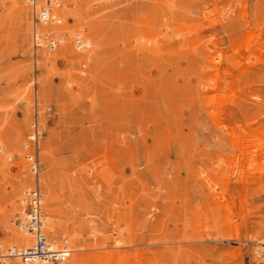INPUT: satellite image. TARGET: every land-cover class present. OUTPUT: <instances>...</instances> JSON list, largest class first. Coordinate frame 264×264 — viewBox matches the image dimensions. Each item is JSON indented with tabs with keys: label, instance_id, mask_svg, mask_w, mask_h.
Wrapping results in <instances>:
<instances>
[{
	"label": "rangeland",
	"instance_id": "rangeland-1",
	"mask_svg": "<svg viewBox=\"0 0 264 264\" xmlns=\"http://www.w3.org/2000/svg\"><path fill=\"white\" fill-rule=\"evenodd\" d=\"M57 1L0 0V247L26 246L36 113L68 256L27 264H264V0Z\"/></svg>",
	"mask_w": 264,
	"mask_h": 264
},
{
	"label": "built area",
	"instance_id": "built-area-1",
	"mask_svg": "<svg viewBox=\"0 0 264 264\" xmlns=\"http://www.w3.org/2000/svg\"><path fill=\"white\" fill-rule=\"evenodd\" d=\"M35 0H29L33 4ZM49 4L50 0H46ZM47 8H39L34 15V23L37 25L45 24L48 21L49 15ZM34 46H40L38 34L33 32ZM52 37L47 38V45L52 49L57 45ZM78 45H82L81 41ZM32 135H27V141L23 144V149L27 151L24 158L27 160L28 168L34 175L33 180L23 187L22 212L25 219L19 220L27 232H29L34 239V244L25 249L6 248L0 247V264H7L5 260L10 257H17L23 263H29L36 259H45L51 261H63L68 256V250L61 248L59 250H52L47 245V237L43 231L42 226V212H41V194L40 186L38 183V174L40 168L39 162V123L35 113L34 119L31 124Z\"/></svg>",
	"mask_w": 264,
	"mask_h": 264
},
{
	"label": "bare ground",
	"instance_id": "bare-ground-1",
	"mask_svg": "<svg viewBox=\"0 0 264 264\" xmlns=\"http://www.w3.org/2000/svg\"><path fill=\"white\" fill-rule=\"evenodd\" d=\"M27 2H29V0H26ZM36 1L37 0H35L34 2H33V4H32V6H33V9L35 10V11H37L39 8V6H40V8L41 7H43V8H47L46 10H48V9H50V11L48 10L47 11V13H48V15H49V18H48V21L47 22H49V23H55V24H58V14H57V10H56V8L58 7V5H56V4H59V2L57 1V0H50V2H49V4L48 3H46V5H42V4H40L39 6H37L36 5ZM53 1H55V3L53 2ZM36 5V6H35ZM34 11V12H35ZM36 31V30H35ZM37 32V31H36ZM38 32H39V40L38 41H40L41 40V37H42V35H44V34H42V32L40 31V29L38 30ZM51 35H53L55 38H56V36L51 32L50 33ZM57 39V38H56ZM58 40V39H57ZM59 41V40H58ZM60 42V41H59ZM51 47V46H50ZM49 46H48V48H50ZM86 47H87V45H86ZM46 50V49H45ZM46 51H48V50H46ZM33 133H31L30 135H32ZM41 194V193H40ZM11 208V207H10ZM13 212V211H12ZM19 213V212H18ZM7 214V213H6ZM11 214V213H10ZM17 214V213H16ZM6 216V215H5ZM20 220H23V219H25V216L21 219V218H19ZM45 222L43 221V214H42V226H43V228H44V224ZM17 224V226L20 228V227H22L23 228V230H24V232H26V234H16L15 235V238L17 239V241L18 242H22V243H24L26 246H24V247H10V248H15V249H25V248H29V247H31L33 244H34V239H33V236L29 233V232H27L26 230H25V228L22 226V223L20 222V223H16ZM43 231H44V229H43ZM45 233V232H44ZM32 240H33V242H32ZM32 242V243H31ZM31 243V244H30ZM47 245H48V247L50 248V249H52V250H59V249H61V248H57V246L54 244V242L52 243V242H47ZM64 248V247H63ZM67 250V249H66ZM13 258H17V257H13ZM51 260H45V259H36V260H34V261H31V262H50ZM7 262V261H6ZM22 262V261H21ZM7 264H8V262H7ZM27 264V263H26ZM35 264H40V263H35Z\"/></svg>",
	"mask_w": 264,
	"mask_h": 264
}]
</instances>
